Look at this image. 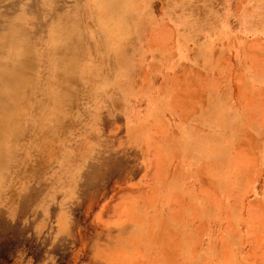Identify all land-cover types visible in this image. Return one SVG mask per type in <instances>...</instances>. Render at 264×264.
<instances>
[{
  "label": "rangeland",
  "instance_id": "374dc122",
  "mask_svg": "<svg viewBox=\"0 0 264 264\" xmlns=\"http://www.w3.org/2000/svg\"><path fill=\"white\" fill-rule=\"evenodd\" d=\"M0 264H264V0H0Z\"/></svg>",
  "mask_w": 264,
  "mask_h": 264
},
{
  "label": "bare ground",
  "instance_id": "6f19581e",
  "mask_svg": "<svg viewBox=\"0 0 264 264\" xmlns=\"http://www.w3.org/2000/svg\"><path fill=\"white\" fill-rule=\"evenodd\" d=\"M1 78V77H0Z\"/></svg>",
  "mask_w": 264,
  "mask_h": 264
}]
</instances>
